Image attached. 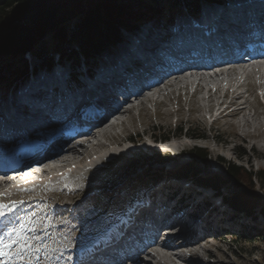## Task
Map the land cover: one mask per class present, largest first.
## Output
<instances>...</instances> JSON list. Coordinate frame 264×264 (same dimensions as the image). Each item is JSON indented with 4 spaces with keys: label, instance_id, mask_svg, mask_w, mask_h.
I'll list each match as a JSON object with an SVG mask.
<instances>
[{
    "label": "rangeland",
    "instance_id": "obj_1",
    "mask_svg": "<svg viewBox=\"0 0 264 264\" xmlns=\"http://www.w3.org/2000/svg\"><path fill=\"white\" fill-rule=\"evenodd\" d=\"M121 34L122 37L131 35L126 34L125 30H121ZM124 44L120 43L114 48H123ZM53 56L57 60L58 55L55 53ZM25 58L29 66V73L24 77V81L36 77L35 75L30 76V71L33 74L38 72L37 67L40 63V59L33 54L27 53ZM80 68H82V63ZM250 80L254 81L251 78ZM241 89L244 90V87L242 86ZM262 92H264V88L260 93L256 91L250 97L243 96L242 92L237 93L235 98L229 94L221 102L222 96L217 95L219 92L210 99L199 95L190 99L189 95L183 96L180 93L179 100H177L178 92H173V98L166 93L164 103L155 106L152 101H148L147 96H140L141 100L145 102L141 103V100L132 102L129 105L132 109L121 114L119 121L117 119L115 122V120H109L106 117V122L119 123L116 124V130L110 134V137L113 138V136L119 135L126 138L131 135L132 139H126L125 143L121 145L119 143L112 144L113 139L103 138V143L112 145L109 147L106 145L101 148L102 150L99 149L101 150L99 155L93 154L94 156H91L94 159H89L87 164L91 165V163L97 161L94 167L87 168L85 163L75 165L73 172H76L78 176L76 175L75 178L73 176L71 181L66 177L68 171L60 172L61 174L59 173L60 175L57 177L47 174L39 175L35 178L36 181L24 186L29 190L37 188V191L29 194L15 193L17 188L23 189L22 182H16V184L4 182L0 187V204L7 205L3 210L8 209L9 211L10 209L15 210L20 201L23 202L20 205L21 207L23 204L28 203L27 200L34 199L35 201L30 204L33 207L30 213L45 217V214L50 211L49 219L54 225L48 230H51L54 240H57L58 244L73 245L76 240L81 238L91 240L96 233L103 232L105 226H109L104 220L105 216L125 214L132 211L134 207H138L139 202L134 201L133 204H130L129 197L134 193L139 194L141 188L149 185L151 187L147 186L145 195L153 202L152 209L159 207L157 210L161 215L162 212H168L179 206L184 207V201H186L190 204L182 208L183 212H180V217L185 218L183 224L190 226L195 223V228H197L183 227L185 238L182 235L175 239L171 237L172 244L176 249H171L170 257L162 259L161 264H264L263 240H260L254 246L246 242L248 238L255 237V233L264 228V215L260 213L259 208H256L251 214L239 211L238 208L236 209L225 200L234 191L241 190L237 189L234 184V177L228 172L229 165L235 164L253 173L259 170L264 171V134L262 131L259 132L244 126L245 115L251 117L250 119L254 123L259 119L264 123V97H262ZM226 100L231 101L227 103ZM234 102H236L235 109L232 111L229 108L233 106ZM240 102H243L247 106L246 109H248L243 112H241L242 110L239 111L241 104L238 108L237 105ZM216 103L221 107L216 113L215 120L217 121L212 123L213 117L209 116L210 112L215 110ZM205 112H209V114L205 115ZM121 121L123 125L120 124ZM53 127L56 126H50L43 131L44 133L34 134L35 136L29 135V137H32L31 141L34 142L38 138L54 136L51 131ZM68 129L70 128L68 127ZM180 130H182L181 133ZM247 133L256 135L252 136ZM241 135L247 137L246 140H243ZM29 137L19 140L22 142L28 141ZM165 138H169V140L164 142ZM91 139V144L95 145L97 141L94 138ZM73 142L71 145L74 144ZM6 148L10 152L13 150L12 152L15 151V154H19L22 153L24 146L21 143L11 142L8 143ZM196 149H204L207 159L195 158L191 152L196 151ZM52 152H55V150H52ZM157 155H169L172 159L163 164L155 163V160L150 157L155 158ZM25 158L29 157L26 156ZM133 159H136L138 164L150 159L148 161L150 165L148 168L147 165H145V168L129 167ZM48 160L50 159L44 162ZM16 161L19 160L14 159L13 163H16ZM190 161H194L198 166L199 175L220 176L227 179L228 182L220 189H215L202 185L190 176H168L167 171L182 167ZM150 167L152 169H149ZM154 169H162L164 172L160 181L152 184H137L139 183V175ZM11 178L10 176L9 179ZM0 179L5 180L8 177L1 178L0 176ZM17 179L20 181L19 178ZM243 181L245 183L244 189L252 190L248 186V180ZM252 183L255 190L264 199V184L262 185L256 176L252 178ZM40 187L41 189L38 190ZM169 192L171 198L167 199ZM174 192L175 194H173ZM3 193L11 194V196L4 197L2 196ZM220 195L225 196L224 200L226 202H222ZM185 198L188 199L185 200ZM67 207L68 210H74V217L80 224V228H90L91 234H85L82 231L77 237L74 230L79 226L76 224L75 226L71 225L68 229L72 235L68 236L64 233V228L60 224L62 218L68 212ZM141 208L144 209V207ZM58 209H62L61 213H58ZM85 210H87L86 213H84ZM98 210H103L104 214L87 224L86 220L94 216ZM20 216L26 219L29 218V213H22ZM67 216L71 217L72 215L68 214ZM9 220V218L1 219L5 224H8ZM66 222L69 224V221ZM43 233L48 235L49 232L45 231ZM236 236L239 238L237 241L234 240ZM186 238H196L197 240L196 249L198 250L196 251L198 253L196 259L190 262L188 261L190 257L192 259L191 252L188 249L185 251L180 250V246L183 244L182 241H185ZM89 243L93 245V243ZM89 243H87L86 249L92 246H89ZM37 248L38 245H35L32 249L35 252ZM173 250L174 252H172ZM153 262L157 264L156 261Z\"/></svg>",
    "mask_w": 264,
    "mask_h": 264
},
{
    "label": "trees",
    "instance_id": "obj_2",
    "mask_svg": "<svg viewBox=\"0 0 264 264\" xmlns=\"http://www.w3.org/2000/svg\"><path fill=\"white\" fill-rule=\"evenodd\" d=\"M225 0H0V88L9 90L29 73L25 58L30 52L40 59L41 67H51L54 53L61 54V60L79 65L81 56L92 69L96 57L110 50L122 39L121 30L134 31L145 21L171 22L177 14L186 11L197 14L203 2L221 3ZM182 130H180V133ZM169 138H165L168 141ZM204 149L191 152L195 158L207 159ZM155 163L163 164L172 158L157 155ZM149 160L138 164L133 159L129 167L147 168ZM149 169H152L151 167ZM228 172L235 179V186L241 189L233 192L226 200L239 211L253 213L259 208L264 215V199L255 190L252 178L258 177L264 184V171H246L235 164ZM162 169H154L139 175V183H154L163 178ZM194 161L182 167L167 171L169 176L196 179L207 187L220 189L228 181L220 176L199 175ZM248 180L252 190H245ZM254 188V189H253ZM246 240L254 246L264 242V228ZM235 241L239 238L234 239Z\"/></svg>",
    "mask_w": 264,
    "mask_h": 264
},
{
    "label": "bare ground",
    "instance_id": "obj_3",
    "mask_svg": "<svg viewBox=\"0 0 264 264\" xmlns=\"http://www.w3.org/2000/svg\"><path fill=\"white\" fill-rule=\"evenodd\" d=\"M153 34H154L153 32H149L147 34L143 33L142 42L145 43L146 45L151 43L149 38ZM130 45H131V43H130ZM130 45H127L126 48L128 49L130 47ZM130 49H131V47L127 50V52H129ZM138 52L141 55H144V50L138 49ZM120 58H121L120 56L113 57V56L107 55V56H105V59L103 62L106 65V67H111V66L115 65ZM225 66L226 65H217L216 67H212L210 69L195 68L194 70H192L191 72H189L187 74H185V72L182 71L176 77V80H175V84H177L176 88L186 89L188 81H191L196 85V87L198 88L199 91L203 92L201 97H203V98L208 97L209 99L214 94H217L218 92H220V93L223 92V93L227 94V92L230 91L231 88L234 90V92H242V89H241L242 85L240 83L243 79L241 77L246 75V70L250 65L248 63L244 64L241 62L240 63L236 62V63H234V65H231L229 68L224 70ZM253 66L255 67L253 74L258 76V78L261 81L260 87H262L264 84V58L259 59V60H255ZM118 67L124 68L123 64L118 65L117 68L116 67L114 68V72L112 70H110L112 72H107L105 74V76L111 78L112 75H116L115 73L118 72V70H119ZM237 69H238V71H237ZM125 71H127V70H125ZM135 71H137V70H134V72ZM241 72H244V73L242 74ZM240 74H242V75H240ZM262 88H264V86ZM157 89H158L157 86H152L150 91L154 93L157 91ZM253 92L255 93V90H253ZM236 95L233 96V98H235ZM17 96L21 98V95H17ZM141 96H143V95H141ZM135 100L136 101L141 100V97L137 96V98ZM143 102H145V101L141 100V103H143ZM128 103L129 102H126L125 105H127ZM235 104H236V102L233 103V105H235ZM240 104H241V106H240L239 111L242 110L241 112H243L247 106L245 104H243V102L242 103L240 102V103H238L237 108L239 107ZM111 106L112 105L103 106L99 111V113L101 112L102 117L101 118L98 117L97 123L95 124V126H93L92 128H88L83 134H80L79 136H76L74 138L73 137L65 138V137L60 136L56 130H52V133H55V136L51 138V143H53V144L51 147H49L45 151H39V147H40V145L38 144V143H40V138H39L36 141L35 146L33 147V150H29L28 152L24 151V153H19L17 156L14 155L13 158H10L9 156L7 158H5L6 160H5L4 164L0 165V176H1V178L2 177H8V179H5V180L0 179V187H1V185L4 184V182H8V183H12V184H16V182H20L18 179L11 180V179H9V177L11 176V174H15L17 177L20 174H26V172H28V171L25 168L29 165H33L34 160H36V159L40 160L39 164L41 167L39 168L40 172L35 174V178L37 176H39V174H42V175L47 174V175H52V176L57 177L58 175L61 174L60 172L68 171L66 174V177L68 180L71 181V180H73L72 177L74 176V178H75V176L77 175L76 172H73V168L78 163H83V164L85 163L86 164L85 167H87V168L94 167L96 165L97 161L91 163V165L90 164L88 165L87 162L89 161V159H94V157L91 158V156H94L93 154H95L96 156L99 155V153L102 150L101 148L105 147L106 145H107V147H109L110 145L115 144V143H119L122 145L123 143H125L126 139H129V138L132 139L131 135H129V137H126V138H123L122 136H119V135L113 136V138L110 137V134L116 130V126H117L116 124H119V123L114 124L111 121L106 122V116L108 115V113L110 111L114 110V108ZM214 107H216L215 108L216 112L214 113V122H215V121H217V120H215L216 113L218 112V110L220 109L221 106L217 105V103H216ZM125 111H128V110H125ZM115 112L116 113L114 114V116H115V122H116L117 119L119 121V119L121 118L120 117L121 114L124 113V110L122 108L115 109ZM250 118L251 117H246V115L244 116V126H248V127H250V129H254V130L259 131V132L262 131V133L264 134V123L260 119L256 120L254 123V122H252V120ZM72 122H73V120L71 122H67L64 126H69L70 124H72ZM120 124L123 125V122L121 121ZM50 125H51L50 123L44 125L43 130L45 131L47 128L50 127ZM247 134H249V133H247ZM249 135L254 136L256 134H249ZM0 136L3 137L2 135H0ZM241 137L243 140L244 139L246 140V138H247L244 135H241ZM91 138H94L97 141L96 144L94 143L95 145L91 144L92 143ZM103 138H110V140L113 139L112 144L109 145L108 143H103L102 142ZM13 140L14 139L12 137L11 138L8 137V138L4 139L5 149H7L6 147H7L8 143L13 142ZM70 141H72V142L76 141V142L75 143L73 142L74 144L71 145L72 142L70 143ZM90 145H92V146H90ZM51 149L55 150V152H52ZM99 149H101V150H99ZM21 152H23V150ZM26 156H28L29 158H25ZM14 159H17L19 161H16V163H13ZM47 159H50V160L44 162ZM34 168H37V167H34ZM33 181H36V180L31 179L28 182L23 183V184L29 185ZM25 185H23V188H25L24 187ZM31 190L32 189H30V191ZM4 194L5 193H3L2 196L5 197ZM173 194H175V192ZM29 201H30L29 203L32 204L31 202L35 201V200L32 199ZM26 209L33 210V207H31V205H30V206H28V208L26 207ZM61 210L59 212H61ZM7 211H8V209L3 210V212L6 214H4V216L2 218L0 217V234H2V233L6 234V236H8L7 237L8 241L19 240L21 242H24L26 240L34 239V235L31 232H25L23 236L20 234H17L15 236L16 233L12 232V229H13L12 226H14V228L15 227H26V225H24L26 223L23 222L20 214H22V213L28 214V211H26V210L20 211L18 209L17 210L10 209L8 212ZM186 214L188 215V213H186ZM8 218L10 219L8 224H5L4 221L3 222L1 221V219L3 220V219H8ZM67 225L70 227L72 225V223L69 222V224H67ZM175 229H176V227H170V229H168L169 235L167 237V241L168 240L171 241V237H172V239H175V238L181 237V235L185 238L184 233H183V231L185 229L182 226L179 228V230H175ZM85 231H87L89 234H91L87 229ZM175 231H178V232H175ZM196 242H197L196 238H186V240L183 241V244L180 246V250L182 249L183 251H185L188 249L191 252L190 255L192 256V259L190 257L188 262L196 259V256L198 253L196 251V250H198V249H196V245H197ZM91 245L92 244L89 243V246H91ZM173 248L176 249V247L169 245L167 242H165L164 244H156L153 247H151L149 252H145V255L143 257L142 256L141 257L134 256V257H131L130 259L125 260V262H123L122 264H154L153 261H156L157 264H161L162 259L170 257L171 249H173ZM21 250L22 249H20L19 251L21 252ZM172 252H174V250ZM21 255L24 256V253H22ZM65 264H71V263L69 262V263H65Z\"/></svg>",
    "mask_w": 264,
    "mask_h": 264
},
{
    "label": "snow or ice",
    "instance_id": "obj_4",
    "mask_svg": "<svg viewBox=\"0 0 264 264\" xmlns=\"http://www.w3.org/2000/svg\"><path fill=\"white\" fill-rule=\"evenodd\" d=\"M5 207H7V205L0 204V216L4 215L3 208ZM13 243H16V241L13 240L11 243H8L7 241L3 239V237H0V257H6L10 259L9 253L5 251V249H10ZM4 264H7V260L4 261Z\"/></svg>",
    "mask_w": 264,
    "mask_h": 264
}]
</instances>
